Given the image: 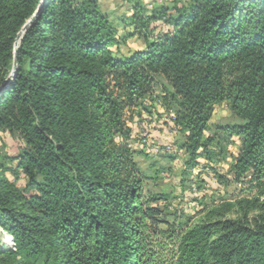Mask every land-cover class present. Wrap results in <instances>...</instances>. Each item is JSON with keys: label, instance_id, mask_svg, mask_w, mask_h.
Wrapping results in <instances>:
<instances>
[{"label": "trees", "instance_id": "16d2710c", "mask_svg": "<svg viewBox=\"0 0 264 264\" xmlns=\"http://www.w3.org/2000/svg\"><path fill=\"white\" fill-rule=\"evenodd\" d=\"M144 13L138 4L129 19L146 48L118 57L98 0H0V134L21 142L15 158L0 156L10 243L0 264H264V0H171ZM156 22L167 29L152 37ZM156 78L169 86L160 104L187 166L211 161L223 131L238 139L234 182L263 197L253 223L169 229L167 256L154 247L160 212L127 143L126 116L150 113ZM221 103L242 124L210 134Z\"/></svg>", "mask_w": 264, "mask_h": 264}, {"label": "rangeland", "instance_id": "374dc122", "mask_svg": "<svg viewBox=\"0 0 264 264\" xmlns=\"http://www.w3.org/2000/svg\"><path fill=\"white\" fill-rule=\"evenodd\" d=\"M171 0H98L100 10L108 17L115 28L118 44L113 47L121 57L131 51H143L146 42L134 33L129 19L132 9L141 5L147 16L152 10L161 6H170ZM153 37L167 29L162 22L150 24ZM150 36V40L152 37ZM169 86L162 78H156L154 87V105L150 113L137 111L128 114L127 125L131 129L128 144L134 151V160L142 177L143 191L146 198L155 199L161 222L158 235L152 236L154 247L161 255L167 256L168 230L178 232L200 223L219 220H236L253 223L259 214L263 197L247 184L234 182L229 172L232 158L237 154L238 139L229 137L219 130L217 145L212 160L199 161V166L189 168L188 156L182 149L184 137L172 130L173 112L161 106L163 93ZM131 118V120H130ZM225 103L214 108L210 120L209 133L215 128H232L241 125ZM222 133V134H220ZM21 142L16 134H0V156L4 162L15 158ZM220 152V156H219ZM10 181L14 177L7 174ZM21 175L18 186H23ZM8 240V241H7ZM9 248V238L0 230V248Z\"/></svg>", "mask_w": 264, "mask_h": 264}, {"label": "water", "instance_id": "95a60500", "mask_svg": "<svg viewBox=\"0 0 264 264\" xmlns=\"http://www.w3.org/2000/svg\"><path fill=\"white\" fill-rule=\"evenodd\" d=\"M33 18H34V16L20 29V31L16 35L15 42H14L13 68H15V66H16V52H15V50H16V48L18 46V43L20 41L21 36L23 35V33L25 32L26 28L28 27V25L30 24V22L33 20Z\"/></svg>", "mask_w": 264, "mask_h": 264}, {"label": "bare ground", "instance_id": "6f19581e", "mask_svg": "<svg viewBox=\"0 0 264 264\" xmlns=\"http://www.w3.org/2000/svg\"><path fill=\"white\" fill-rule=\"evenodd\" d=\"M8 241V240H7Z\"/></svg>", "mask_w": 264, "mask_h": 264}]
</instances>
